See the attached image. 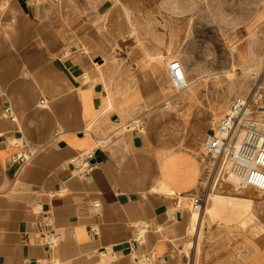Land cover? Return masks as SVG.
Returning a JSON list of instances; mask_svg holds the SVG:
<instances>
[{
	"label": "crops",
	"instance_id": "obj_1",
	"mask_svg": "<svg viewBox=\"0 0 264 264\" xmlns=\"http://www.w3.org/2000/svg\"><path fill=\"white\" fill-rule=\"evenodd\" d=\"M112 9V0H0V264H187L184 252L196 254L201 239L199 228L191 236L187 203L206 190L192 146L197 127L203 144L220 110L184 103L182 115L170 111V37L132 48L130 67L111 61L104 24ZM186 34L196 69L201 45ZM215 34L227 49L239 39ZM176 62L188 76L186 60ZM132 111L150 116L142 134L121 124ZM83 151L97 155L78 177L70 161ZM256 221L238 264H264V205ZM234 257L210 253L211 264Z\"/></svg>",
	"mask_w": 264,
	"mask_h": 264
},
{
	"label": "rangeland",
	"instance_id": "obj_2",
	"mask_svg": "<svg viewBox=\"0 0 264 264\" xmlns=\"http://www.w3.org/2000/svg\"><path fill=\"white\" fill-rule=\"evenodd\" d=\"M112 5L113 14L105 17L104 30L108 38L115 42L116 49L111 51V61H117L119 67H130L132 48L162 47L164 36L165 39L170 37L171 41L166 48V65L169 61L173 65L177 63L176 60H186V89L176 92L168 83L167 77L165 79V93L170 96L168 101L171 112L182 115L184 103L220 110L208 129L211 132L216 122L228 111L231 102L248 99V106L244 108L240 119L256 126L257 123L264 126V14L256 17L259 8L264 12V0H112ZM249 14L251 17H248ZM216 29L237 32L239 39H236L235 48L227 49L221 42H217ZM182 32H187L186 38L201 45L196 52L199 62L197 70L194 65L190 66L191 60L194 62L196 59L187 55L189 45L182 44ZM152 53L161 54L158 50H153ZM161 61L162 57L160 63ZM247 67L254 68L253 74L244 70ZM195 74H202L203 77L195 78ZM135 111L121 116V124H146L150 116L136 114ZM241 129L243 126L239 124V130ZM196 133H202L200 127H197ZM192 147L201 150L199 157L201 156L205 167L200 184L206 191L191 194L192 197L203 200L200 208L193 207L187 200L188 211L196 216L191 236L199 228L201 239L195 255L190 251L184 252L187 264H211L212 248L230 250L235 255L229 259L230 262L238 264L250 247L249 236L258 234L256 220L259 216V202L264 198V193L248 187L237 188L229 179V158L212 167V155L203 152L202 144H193ZM209 188L223 199V205L205 203L207 192L211 191H208ZM246 202H251V209L237 206ZM206 218L207 225L200 227V220ZM251 246L257 249L252 241ZM191 247L192 243L189 242L187 250Z\"/></svg>",
	"mask_w": 264,
	"mask_h": 264
},
{
	"label": "built area",
	"instance_id": "obj_3",
	"mask_svg": "<svg viewBox=\"0 0 264 264\" xmlns=\"http://www.w3.org/2000/svg\"><path fill=\"white\" fill-rule=\"evenodd\" d=\"M28 1V0H27ZM169 83L176 92H181L186 89V77L183 69L178 64H173L169 71ZM249 100H239L231 102L228 111L217 121L213 130L208 133L203 144V152L207 155H212V158L217 164L224 153L231 149V144L235 141L234 137H230L235 126L237 125L244 108L248 105ZM43 104V101H40ZM115 130L121 129L118 122L114 123ZM246 134L242 139L241 145L234 151L236 162L247 164L249 160L253 161V166L250 167L241 182L242 188H252L256 191L264 192V135H256L257 127L253 123H249L246 127ZM136 131L139 134L143 133L141 125H137ZM257 137L255 141L254 137ZM251 150L252 158L244 152ZM96 158L95 151H83L78 153L71 161L70 168L78 177H85L91 166V161ZM16 160L26 162L28 157L18 156ZM190 203L193 207L200 208L203 200L197 197H190Z\"/></svg>",
	"mask_w": 264,
	"mask_h": 264
},
{
	"label": "bare ground",
	"instance_id": "obj_4",
	"mask_svg": "<svg viewBox=\"0 0 264 264\" xmlns=\"http://www.w3.org/2000/svg\"><path fill=\"white\" fill-rule=\"evenodd\" d=\"M147 19V18H146ZM134 22V21H133ZM132 29V28H131ZM139 29V28H138ZM133 32V30H132ZM132 34V33H131ZM158 38V37H157ZM154 40V39H153ZM113 41V40H112ZM147 52V51H146ZM156 55V54H155ZM150 57V56H149ZM153 57V56H152ZM149 58L148 61H154L155 63H160V57L157 58V57H153V58ZM147 58V57H146ZM144 60H145V57H144ZM244 70L248 71L250 74H253L254 72V68H245ZM232 72V71H231ZM256 72V71H255ZM230 73V72H229ZM229 88V87H228ZM260 93V92H259ZM206 96V95H205ZM248 106V105H247ZM246 109V108H245ZM264 109V108H262ZM260 112V111H259ZM244 113H246L244 111ZM250 113V112H249ZM259 114V113H258ZM257 114V115H258ZM256 115V116H257ZM246 116V115H245ZM244 117V115H243ZM217 123V122H216ZM239 124H242L243 126V129L239 130ZM249 124L248 121H245V119H239L237 125L235 126L232 134H231V138L234 137L235 141L233 142V144H231V149H228L226 151V153H224L222 155V157L220 158L219 162L220 161H226L227 158H229L228 160V163H229V168H228V172H229V175L231 176V178L227 177L230 179V181L237 187L240 189V187L242 186L241 185V182L245 176V173L246 171L253 166V161L249 160L247 164H241V163H238L236 162V159L234 156V151L239 148V146L241 145V142H242V139L244 138L245 134H246V126ZM257 134L258 135H264V126L261 125V123H257ZM124 128V127H123ZM202 134V133H201ZM201 134L199 133H196L195 134V140L197 141L196 144L197 145H200L198 142H200V137H201ZM258 135V136H259ZM255 141L257 140V137L255 136ZM195 145V144H194ZM246 155H248L249 157L252 158L253 156V152L251 150H247L244 152ZM211 157V156H210ZM207 158V157H206ZM222 159V160H221ZM206 163V162H205ZM208 164V162H207ZM227 167V166H226ZM218 168V167H217ZM221 170V169H220ZM223 170V169H222ZM216 171V170H215ZM214 176V175H213ZM208 180H209V177H208ZM224 181V180H223ZM203 183V182H202ZM206 183V182H205ZM233 185V187H235ZM159 186V185H158ZM210 187V185H209ZM212 188V187H210ZM209 188L208 191H210L211 189ZM231 188V187H230ZM229 188V189H230ZM236 193V192H235ZM243 194V193H242ZM262 195V194H261ZM225 196V195H224ZM261 198V197H259ZM242 199V198H241ZM244 199V198H243ZM255 202V201H254ZM205 203H219L221 205H223V199L220 198L216 193H214V190L210 191V192H207V196L205 197ZM212 204V205H213ZM232 204V203H231ZM208 205V204H207ZM262 206L264 205V198H261L260 199V202H259V206ZM237 206H240L242 208H245L246 210L247 209H251L252 208V204L251 202H246V203H240V204H237ZM238 207V208H240ZM208 210V209H207ZM211 209H209L210 211ZM216 211V210H215ZM214 212V211H213ZM212 214V213H211ZM247 215V214H246ZM213 216V214H212ZM192 227V226H191ZM233 230V229H232Z\"/></svg>",
	"mask_w": 264,
	"mask_h": 264
},
{
	"label": "water",
	"instance_id": "obj_5",
	"mask_svg": "<svg viewBox=\"0 0 264 264\" xmlns=\"http://www.w3.org/2000/svg\"><path fill=\"white\" fill-rule=\"evenodd\" d=\"M97 155V154H96ZM95 162V159L94 160H92L90 163L92 164V163H94Z\"/></svg>",
	"mask_w": 264,
	"mask_h": 264
}]
</instances>
